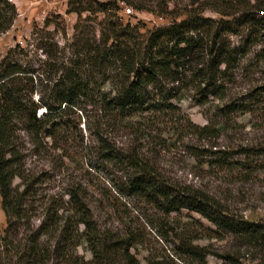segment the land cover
<instances>
[{"label":"trees","instance_id":"trees-1","mask_svg":"<svg viewBox=\"0 0 264 264\" xmlns=\"http://www.w3.org/2000/svg\"><path fill=\"white\" fill-rule=\"evenodd\" d=\"M160 1L70 0L69 10L77 14L70 38L63 17L56 15L60 21L46 19L35 25L25 45L18 42L0 59V195L7 220V227H0V264H47L73 252L82 238L100 264H116L118 255L127 264H139L129 238L113 240L111 233L97 229L88 205L77 196L79 188L68 193L67 201L75 202L78 217L64 211L61 215L62 205L52 199L36 229L30 221L23 222L29 199L36 194L25 167L26 151L70 158L75 151L67 134L75 125L69 116L79 111L84 118L87 108L96 109L100 119L95 130L100 160L131 169L117 184L119 192L143 196L168 212L196 211L224 231L246 236L264 248L263 225L234 218L225 204L204 191L172 186L139 154L125 153L105 131L108 126L143 132L140 120L174 112L171 102L184 87L192 88L201 104L225 96L234 69L254 46L264 43V0H214L208 8L218 18L205 16L204 7L171 9L167 1ZM119 2L136 11L173 17L142 32L138 24L121 22ZM97 13L104 14L97 22V15H87ZM17 16L14 3L0 0V34ZM260 102L264 90L251 101L237 98L219 110L224 116L252 112ZM82 152L95 156L90 145L82 146ZM221 154L219 160L226 167H238L226 152Z\"/></svg>","mask_w":264,"mask_h":264},{"label":"rangeland","instance_id":"rangeland-1","mask_svg":"<svg viewBox=\"0 0 264 264\" xmlns=\"http://www.w3.org/2000/svg\"><path fill=\"white\" fill-rule=\"evenodd\" d=\"M10 1L16 5L18 16L12 27L0 34V59L18 42L25 45L35 25L44 24L46 19L60 21L56 15L63 17L67 37L73 35L77 14L69 10L70 0ZM164 1L171 9L194 5L206 8L205 16L219 17L208 8L214 0ZM119 5L121 22L138 24L142 32L167 24L173 17L148 10L136 11L124 2ZM87 15H97L94 16L96 22L104 17L102 13ZM60 36L64 43L66 39ZM239 38L232 37L235 41ZM262 48L264 43L254 46L234 69L225 96L210 97L208 102L201 104L194 90L184 87L171 102L176 106L174 112H160L140 120L145 127L143 132L108 126L105 131L117 145L126 149L125 153L139 154L172 186L204 191L225 204L227 213L234 218L264 226V102L252 112L224 116L219 110L234 99L247 102L263 93ZM89 109L84 118L79 111L69 116L75 125L67 134L75 151L70 158L62 160L56 152L36 155L26 151L25 167L32 174L36 194L29 199V212L24 223L30 221L31 228L36 229L52 199L62 205L61 215L64 211V215L78 217L75 202L67 201L68 193L77 192L79 188L77 196L88 205L97 229L111 233L113 240L129 238L133 243L130 251L139 264L262 263L263 247L254 245L246 236L224 231L196 211L181 208L168 212L143 196L119 192L117 184L131 169L100 160L95 141L100 119L96 109ZM87 145L92 146L95 156L84 155L82 146ZM221 151L226 152L229 161L237 162L238 167H226L219 160ZM241 163L249 166H241ZM20 182L17 179L15 183ZM0 227L3 230L7 227L1 195ZM116 258V264H127L120 255ZM47 264L100 263L89 242L82 238L73 252Z\"/></svg>","mask_w":264,"mask_h":264}]
</instances>
